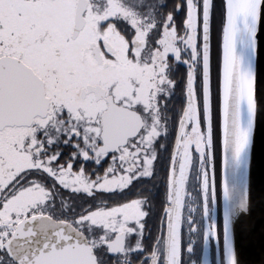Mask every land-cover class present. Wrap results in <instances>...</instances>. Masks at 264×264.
<instances>
[{
    "label": "snow or ice",
    "instance_id": "1",
    "mask_svg": "<svg viewBox=\"0 0 264 264\" xmlns=\"http://www.w3.org/2000/svg\"><path fill=\"white\" fill-rule=\"evenodd\" d=\"M260 57L264 0H0V264H246Z\"/></svg>",
    "mask_w": 264,
    "mask_h": 264
},
{
    "label": "water",
    "instance_id": "2",
    "mask_svg": "<svg viewBox=\"0 0 264 264\" xmlns=\"http://www.w3.org/2000/svg\"><path fill=\"white\" fill-rule=\"evenodd\" d=\"M222 62V37H221ZM258 73L264 81V57L258 60ZM249 190L251 214L247 221L251 231L244 230V221L234 225V243L240 258L246 264H258L264 259V116L258 117L257 128L254 134V144L249 165ZM222 205V203H221Z\"/></svg>",
    "mask_w": 264,
    "mask_h": 264
},
{
    "label": "flooded vegetation",
    "instance_id": "3",
    "mask_svg": "<svg viewBox=\"0 0 264 264\" xmlns=\"http://www.w3.org/2000/svg\"><path fill=\"white\" fill-rule=\"evenodd\" d=\"M217 38H218L219 52H218V55H214V53H213V88H214V94H215L218 65L221 62V36L217 35ZM218 169H219V165H218ZM217 178L219 180V170L217 172ZM161 191H163V189H161ZM113 199H118V197H114ZM217 218H218V221L222 222V205H221V203L218 204ZM213 257H214V247L210 249V259H212Z\"/></svg>",
    "mask_w": 264,
    "mask_h": 264
},
{
    "label": "rangeland",
    "instance_id": "4",
    "mask_svg": "<svg viewBox=\"0 0 264 264\" xmlns=\"http://www.w3.org/2000/svg\"><path fill=\"white\" fill-rule=\"evenodd\" d=\"M217 35L218 34L214 31L213 33V53L214 55H218V52H219Z\"/></svg>",
    "mask_w": 264,
    "mask_h": 264
}]
</instances>
